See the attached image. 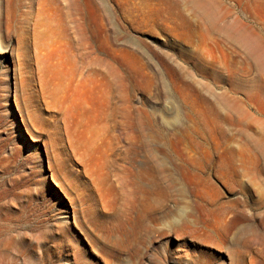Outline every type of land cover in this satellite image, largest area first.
Returning <instances> with one entry per match:
<instances>
[{"label": "rangeland", "instance_id": "374dc122", "mask_svg": "<svg viewBox=\"0 0 264 264\" xmlns=\"http://www.w3.org/2000/svg\"><path fill=\"white\" fill-rule=\"evenodd\" d=\"M0 42V264H264V0H0Z\"/></svg>", "mask_w": 264, "mask_h": 264}, {"label": "bare ground", "instance_id": "6f19581e", "mask_svg": "<svg viewBox=\"0 0 264 264\" xmlns=\"http://www.w3.org/2000/svg\"><path fill=\"white\" fill-rule=\"evenodd\" d=\"M94 48H95L94 51L97 52L98 51L97 48L96 47H94ZM0 52L2 53V55H6V54L11 52V49L9 46H4L2 44V42H0ZM103 60L104 59L102 58V56L97 53V54H95V56L92 57L91 62L94 64L95 63L99 64ZM112 76H113V79L116 80L117 73L115 70H113ZM88 91L89 90H87V89L85 91L83 89V92L81 91L78 93L80 102L84 103V105L87 103L86 96H87ZM114 114H115V111H114ZM101 116H102L101 113H98L97 120L98 119L101 120L102 119ZM136 128H137V123L132 118L127 117L125 120H119L117 118V111H116V114H115L113 121H112V124H111V129H113L114 132L119 131L120 133L125 134L126 136H132L133 137L135 135V129ZM97 138L93 139L90 135H88V133L85 134L84 140L86 143V147H87V150L91 153H96L100 149V144L97 141ZM33 139L36 141V139L34 137H33ZM139 146H140V149L143 148L142 144ZM140 149L138 150V148H137L136 150H138V151H136V152H139ZM132 152H133V150H132Z\"/></svg>", "mask_w": 264, "mask_h": 264}]
</instances>
